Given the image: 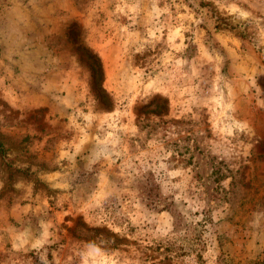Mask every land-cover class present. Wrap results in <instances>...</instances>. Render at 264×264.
I'll return each mask as SVG.
<instances>
[{
	"label": "rangeland",
	"instance_id": "374dc122",
	"mask_svg": "<svg viewBox=\"0 0 264 264\" xmlns=\"http://www.w3.org/2000/svg\"><path fill=\"white\" fill-rule=\"evenodd\" d=\"M0 264H264V0H0Z\"/></svg>",
	"mask_w": 264,
	"mask_h": 264
},
{
	"label": "trees",
	"instance_id": "16d2710c",
	"mask_svg": "<svg viewBox=\"0 0 264 264\" xmlns=\"http://www.w3.org/2000/svg\"><path fill=\"white\" fill-rule=\"evenodd\" d=\"M88 53V52H87ZM87 56L91 59V63L87 67L89 73H90V88L92 89V92H94V95L99 99H104L106 98V95L104 94V91L99 87H96V76L95 72L97 71L98 73L100 72V66H99V61L98 58L89 52ZM94 65V66H93ZM100 75V73H99Z\"/></svg>",
	"mask_w": 264,
	"mask_h": 264
}]
</instances>
